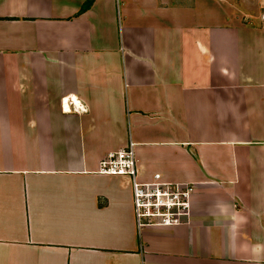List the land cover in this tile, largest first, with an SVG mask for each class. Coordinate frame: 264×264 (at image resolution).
Returning <instances> with one entry per match:
<instances>
[{
	"label": "crops",
	"instance_id": "obj_1",
	"mask_svg": "<svg viewBox=\"0 0 264 264\" xmlns=\"http://www.w3.org/2000/svg\"><path fill=\"white\" fill-rule=\"evenodd\" d=\"M131 142L188 220L137 225ZM0 264H264V0H0Z\"/></svg>",
	"mask_w": 264,
	"mask_h": 264
},
{
	"label": "built area",
	"instance_id": "obj_2",
	"mask_svg": "<svg viewBox=\"0 0 264 264\" xmlns=\"http://www.w3.org/2000/svg\"><path fill=\"white\" fill-rule=\"evenodd\" d=\"M141 168L132 142L110 152L100 164L102 172L130 177L139 227L174 225L188 220L195 183L169 180L161 172L143 177Z\"/></svg>",
	"mask_w": 264,
	"mask_h": 264
}]
</instances>
